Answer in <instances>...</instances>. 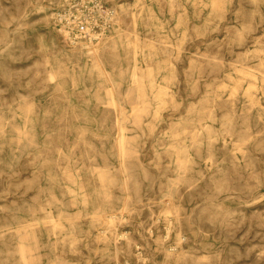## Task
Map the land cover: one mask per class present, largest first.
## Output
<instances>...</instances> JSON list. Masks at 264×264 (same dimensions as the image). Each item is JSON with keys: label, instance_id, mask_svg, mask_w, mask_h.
<instances>
[{"label": "rangeland", "instance_id": "obj_1", "mask_svg": "<svg viewBox=\"0 0 264 264\" xmlns=\"http://www.w3.org/2000/svg\"><path fill=\"white\" fill-rule=\"evenodd\" d=\"M83 2L0 0V264H264V0Z\"/></svg>", "mask_w": 264, "mask_h": 264}, {"label": "built area", "instance_id": "obj_2", "mask_svg": "<svg viewBox=\"0 0 264 264\" xmlns=\"http://www.w3.org/2000/svg\"><path fill=\"white\" fill-rule=\"evenodd\" d=\"M90 15V22L83 20L84 15ZM111 13L105 11L104 7L96 3H84L83 0H69V5L58 13L64 36L70 43H78L82 40L93 42L103 36L108 24L107 19Z\"/></svg>", "mask_w": 264, "mask_h": 264}, {"label": "bare ground", "instance_id": "obj_3", "mask_svg": "<svg viewBox=\"0 0 264 264\" xmlns=\"http://www.w3.org/2000/svg\"><path fill=\"white\" fill-rule=\"evenodd\" d=\"M49 1H53V0H49ZM51 36H52V43L53 44H56V39L58 40V37L56 36V35H52L51 34ZM54 39V40H53ZM60 51L61 52H63L62 54V56L64 57V58H66V59H68V60H73V61H75V62H78V63H82V64H87V63H89V62H94L95 61V58H99V53H100V51H99V49L97 50H95V54L93 55V56H91V55H89V52H83V53H76V52H68V51H66V50H63L62 48H60ZM101 56V55H100ZM120 130L122 131V128H120ZM26 141L28 142L27 144H29V145H32L33 144V141H32V139L31 138H27L26 139ZM27 144H25L26 146H27ZM28 158V157H27ZM30 159V158H29ZM19 161L17 162L18 164H19V166L20 165H22V164H24V161L25 160H28V159H25L24 161H22L23 159L22 158H19L18 159ZM7 176H10V177H12V175H7ZM35 180L33 181V183H37V180L36 179H39V176L38 175H35L34 177H33ZM68 179L70 180V181H74L75 179H76V177H72V176H69L68 177ZM32 187H35V186H32ZM54 201H56V200H54ZM54 201H52V200H47L46 202H47V206L48 207H51V204L54 202ZM40 203L41 202H39V203H37L38 204V206L37 207H39V205H40ZM29 212H32V214L31 215H34L35 214V210H30ZM51 212H47V211H45V217H47L49 220L51 219L52 220V217H51ZM50 222H52V221H50ZM56 224H55V228H60V225H59V223L58 222H55ZM27 230V229H26ZM25 232V231H24ZM26 234H28V231H26ZM13 234H10V236H12ZM25 236H27V235H25Z\"/></svg>", "mask_w": 264, "mask_h": 264}]
</instances>
